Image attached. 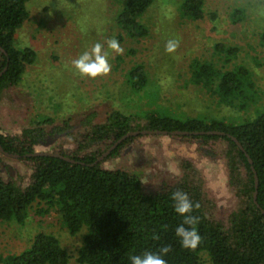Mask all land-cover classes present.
<instances>
[{
    "label": "trees",
    "instance_id": "1",
    "mask_svg": "<svg viewBox=\"0 0 264 264\" xmlns=\"http://www.w3.org/2000/svg\"><path fill=\"white\" fill-rule=\"evenodd\" d=\"M30 1L0 0V73L6 69L0 77V99L4 91L23 81L27 67L37 61L33 48H18L16 44L18 31L30 18ZM113 3L118 6L114 20L121 33L132 40L146 39L149 30L141 19L157 0H113ZM204 5V0H183L180 15L183 19L201 20ZM242 15L243 10L238 9L233 18L241 20ZM124 36L120 34L118 40L122 41ZM260 38L264 45V32ZM215 53L224 54L228 62L237 50L218 44ZM189 69L191 81L219 97L222 104L233 106L238 99L239 109L246 110L254 100V93L249 91L255 85L245 66L224 70L213 61L195 59ZM125 83L130 96L147 95L153 99L158 96L147 92L150 82L142 64L128 72ZM260 110L255 117L239 123L180 116L160 105L137 114L115 110L104 123H94V113L82 121L83 132L80 138H74L73 150L53 152L74 162L62 157L34 156L39 153L37 147L48 139L71 135L68 121L52 126L49 131L37 124L18 135L0 132V146L4 150H0V222L23 223L28 210L37 202L45 204L46 211L56 209L71 235L87 229L78 253L80 264H131L130 256L157 252L162 245L172 248L164 257L167 264H207V261L264 264V109ZM142 131L168 132V136L200 140L205 145L224 144L221 155L228 169L229 185L240 199L227 222L216 217L204 191L203 176L192 162L184 164L181 178L157 191L146 190L142 180L133 173L103 167L106 160L117 158L137 139L158 135L131 137L103 162L96 163L122 137ZM174 132L199 135H172ZM209 132L226 135H209ZM6 153L20 156L31 167L27 181L12 174L5 161L11 157ZM177 190L184 191L194 204L200 205L191 213L200 219L197 230L202 242L196 250L181 247L175 233L184 219L175 212V202L171 199ZM154 235L160 239H153ZM70 260L59 239L45 233L36 235L31 246L18 255L5 257L0 253V264H71Z\"/></svg>",
    "mask_w": 264,
    "mask_h": 264
},
{
    "label": "rangeland",
    "instance_id": "2",
    "mask_svg": "<svg viewBox=\"0 0 264 264\" xmlns=\"http://www.w3.org/2000/svg\"><path fill=\"white\" fill-rule=\"evenodd\" d=\"M204 1V18L192 21L180 15L183 0H157L141 19L149 36L137 41L124 36L116 26L118 6L113 0H31L30 18L18 31L16 44L18 48H33L37 61L27 67L18 86L2 93L0 132L18 135L37 124L49 131L68 121L70 136L50 138L37 147V152L59 153L75 148L74 138H80L83 132L82 121L94 113V123H104L115 110L137 114L156 105L190 118L239 123L255 117L264 109V45L260 41L264 32V0ZM238 9L244 12L241 20L233 18ZM120 34L124 36L122 41L118 40ZM113 38L124 49L122 55L108 49L106 41ZM169 40H179L174 53L165 51ZM97 42L109 53L111 72L95 79L83 77L72 61ZM218 44L234 48L237 53L227 62L224 54L215 53ZM195 59L213 61L224 70L248 68L255 85L249 91L254 93V100L248 108L239 109L238 99L233 106L222 104L219 97L193 83L189 66ZM138 64L144 66L149 77L147 92L158 94L154 99L128 94L126 76ZM224 147L220 142L205 145L195 139L145 136L117 158L106 160L103 167L133 173L146 190L157 191L181 178L184 164L192 162L203 176L204 191L216 217L227 222L240 199L229 185L228 169L221 155ZM5 161L16 178L20 175L27 181L31 174L28 164L14 158ZM46 209L45 204L37 202L23 223L0 222V253L5 257L18 255L31 246L36 235L45 233L59 239L71 264H80L78 253L87 229L71 235L58 211Z\"/></svg>",
    "mask_w": 264,
    "mask_h": 264
},
{
    "label": "clouds",
    "instance_id": "3",
    "mask_svg": "<svg viewBox=\"0 0 264 264\" xmlns=\"http://www.w3.org/2000/svg\"><path fill=\"white\" fill-rule=\"evenodd\" d=\"M108 49L117 55H122L124 49L116 39L106 41ZM179 47V40H169L165 46V51L174 53ZM73 67L83 76L95 79L107 76L111 72L109 63V53L105 51L104 45L97 42L90 50L84 51L78 58L72 61ZM259 74V70H257ZM178 174V173H177ZM174 201V210L177 214L184 217L183 222L175 229L176 236L179 238L181 247L188 250H196L202 242V237L197 230L200 219L191 215L194 209H199V203H193L189 195L182 190H177L171 194ZM187 225L188 227H185ZM153 239L159 240L158 235ZM172 251L170 245H162L157 252H144L142 255H132L129 257L131 264H167L164 259Z\"/></svg>",
    "mask_w": 264,
    "mask_h": 264
},
{
    "label": "water",
    "instance_id": "4",
    "mask_svg": "<svg viewBox=\"0 0 264 264\" xmlns=\"http://www.w3.org/2000/svg\"><path fill=\"white\" fill-rule=\"evenodd\" d=\"M6 71V69L4 70V72ZM0 73V77L3 75V73ZM201 135H203L204 133H200ZM209 135H219V136H225L226 134L223 133V132H209L208 133ZM140 135H162V136H168L169 133L168 132H161V131H142V132H134V133H130V134H127L126 136L122 137L120 140H118L96 163H100V162H103V160H105L111 153L112 151H114L120 144H122L123 142H125L126 140H128L129 138L131 137H137V136H140ZM172 135H183V136H188V135H199V134H193V133H189V132H174L172 133ZM232 139L236 142V144L242 149L243 147L241 146V144L238 142V140L236 138H233ZM0 150L2 152H4L3 148L0 146ZM7 156L11 157V158H15V159H20V156L18 155H10L8 153H6ZM34 156H52V157H62L58 154H53V153H47V152H39V153H36L34 154ZM64 158V157H62ZM66 159L67 161L69 162H74L68 158H64ZM250 160V163L252 164V161L251 159L249 158ZM255 173V171H254ZM256 174V173H255ZM256 188H258V178L256 176ZM256 198H257V191L255 193V201H256Z\"/></svg>",
    "mask_w": 264,
    "mask_h": 264
},
{
    "label": "flooded vegetation",
    "instance_id": "5",
    "mask_svg": "<svg viewBox=\"0 0 264 264\" xmlns=\"http://www.w3.org/2000/svg\"><path fill=\"white\" fill-rule=\"evenodd\" d=\"M15 159V158H14Z\"/></svg>",
    "mask_w": 264,
    "mask_h": 264
}]
</instances>
